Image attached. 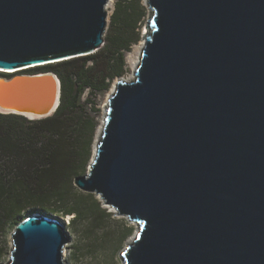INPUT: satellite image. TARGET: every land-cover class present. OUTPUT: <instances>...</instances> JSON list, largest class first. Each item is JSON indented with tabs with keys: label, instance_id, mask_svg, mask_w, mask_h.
I'll return each instance as SVG.
<instances>
[{
	"label": "water",
	"instance_id": "water-1",
	"mask_svg": "<svg viewBox=\"0 0 264 264\" xmlns=\"http://www.w3.org/2000/svg\"><path fill=\"white\" fill-rule=\"evenodd\" d=\"M108 2L0 0L1 113L57 111L59 75L20 71L99 50ZM149 3L141 62L75 184L138 224L126 264H264V0ZM12 239L6 264H65L56 217L34 211Z\"/></svg>",
	"mask_w": 264,
	"mask_h": 264
},
{
	"label": "trees",
	"instance_id": "trees-1",
	"mask_svg": "<svg viewBox=\"0 0 264 264\" xmlns=\"http://www.w3.org/2000/svg\"><path fill=\"white\" fill-rule=\"evenodd\" d=\"M138 23L133 4L119 1L99 50L24 70L57 73L61 103L54 114L39 119L0 112V228H15L36 210L73 215V226L82 221L98 226L113 216L95 193L75 184L92 150L82 94L89 87L107 88L108 80L124 73V51L137 40Z\"/></svg>",
	"mask_w": 264,
	"mask_h": 264
},
{
	"label": "rangeland",
	"instance_id": "rangeland-1",
	"mask_svg": "<svg viewBox=\"0 0 264 264\" xmlns=\"http://www.w3.org/2000/svg\"><path fill=\"white\" fill-rule=\"evenodd\" d=\"M119 1L132 3L135 8L139 18V27L137 29L138 31H136L137 40L131 44L130 48L124 51L125 70L122 75L108 80L107 82L109 85L107 88L99 89L89 87L82 94L83 117L89 124L92 144L86 171L82 175L87 174L90 164L94 159L96 144L100 141V128L104 123L105 113L107 112L105 111V107L110 91L116 86L117 81L120 80L121 77L124 78L134 75L136 67L133 68L131 65L132 63L128 61L129 56L137 52V47L144 40V30L147 28V22L152 16V11L145 0H112L111 7L108 10V22L104 36L105 40L111 17ZM20 73L30 74V71L24 72V70H22ZM96 196L99 198L98 195ZM108 210L113 213V216L105 219L98 226L87 225L86 222L84 223L83 221L73 226L71 224L73 215L64 216L54 211L45 212L49 216L58 218L65 229L67 237V243L63 248V259L65 264H126L124 251L126 246L132 243L139 227L137 223L128 220L126 217L116 215L115 212L109 208ZM84 227L85 231H83ZM13 230L14 228L9 225L0 228V264H6L10 261L11 251L13 249Z\"/></svg>",
	"mask_w": 264,
	"mask_h": 264
},
{
	"label": "bare ground",
	"instance_id": "bare-ground-1",
	"mask_svg": "<svg viewBox=\"0 0 264 264\" xmlns=\"http://www.w3.org/2000/svg\"><path fill=\"white\" fill-rule=\"evenodd\" d=\"M145 2L147 3V5L150 7V3H149V0H145ZM109 4H107L106 5V10H107V14L109 13L108 12V10H109V8L111 7V3H112V0H109V2H108ZM108 19V18H107ZM149 30H147V28L144 30V33H145V37H144V40L139 44V46L137 47V49H136V51L137 52H135V53H133V54H131L130 56H129V60L128 61H130L131 63V65H132V67L133 68H135V67H137L139 64H140V59H141V54H142V52H143V50H144V47H145V45H146V37H147V35L149 34ZM13 71V70H12ZM133 77H134V75H131V76H129V77H121L120 78V80L122 79V80H132L133 79ZM117 86V85H116ZM116 86H114L112 89H111V91H110V94H109V96L110 95H112L114 92H115V90H116ZM108 107H109V105H108V100H107V105H106V110L105 111H108ZM107 113V112H106ZM105 113V114H106ZM105 117H106V115H105ZM104 120H105V118H104ZM103 126H104V123L101 125V128H100V138H101V135H102V131H103ZM100 142V141H99ZM99 142H97V144H96V148H97V145L99 144ZM95 155H96V151H95ZM95 157V156H94ZM113 211H114V209H112ZM138 230H139V228H138ZM130 245V244H129ZM125 262H126V259H125Z\"/></svg>",
	"mask_w": 264,
	"mask_h": 264
}]
</instances>
